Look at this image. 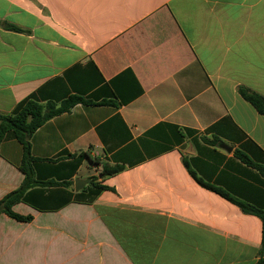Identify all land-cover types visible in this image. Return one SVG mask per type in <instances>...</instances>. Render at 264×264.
<instances>
[{
  "label": "crops",
  "instance_id": "obj_1",
  "mask_svg": "<svg viewBox=\"0 0 264 264\" xmlns=\"http://www.w3.org/2000/svg\"><path fill=\"white\" fill-rule=\"evenodd\" d=\"M2 22L19 30L0 24V113L26 99L92 103L30 136L36 184L11 209L31 220L0 213V264L256 262L260 218L184 159L264 206V176L233 154L264 165V114L238 92L264 97V0H0ZM22 160L7 132L0 199L23 182ZM103 165L122 170L101 176ZM77 178L90 181L76 190Z\"/></svg>",
  "mask_w": 264,
  "mask_h": 264
},
{
  "label": "trees",
  "instance_id": "obj_2",
  "mask_svg": "<svg viewBox=\"0 0 264 264\" xmlns=\"http://www.w3.org/2000/svg\"><path fill=\"white\" fill-rule=\"evenodd\" d=\"M2 26L14 30H19L14 25L8 23H0ZM239 94L248 101L259 113L264 114V97L258 93L250 91L249 89L239 86L238 88ZM76 103H92L89 100H86L78 95H70L66 99H63L59 106L56 107L55 103L52 101H47L42 104L33 99H26L21 102L17 108L11 114H2L0 113V143L4 139L7 132H11L12 135L21 143L23 149V160L20 165V169L25 174V178L21 185L7 193L2 199H0V213L3 212L9 217L16 219L18 221H30L31 216H23L18 213L12 211L11 206L18 202L23 193L36 184L35 181L31 180V167L30 161L31 156L29 152V138L34 132L36 128H38L41 124H43L46 120L51 117L62 113L63 111L68 110L71 106ZM102 103H107L106 101H102ZM185 132H191L190 129H184ZM205 142L216 145L218 142L217 138H213L211 140L203 138ZM234 157L237 158L240 162L244 163L246 166L252 167L256 169L261 176H264V165L253 162L246 154L241 152L240 150H235L233 152ZM184 164L188 167L189 172L194 177V179L203 187L212 190L224 197L225 199L231 201L236 204L243 212L248 214L256 215L260 218L262 222V235H261V247H260V255L254 264H264V206H256L252 203L244 201L238 197H235L231 193H229L226 189L208 183L203 179L197 177L195 173L189 168L187 161L184 159ZM122 170V166L120 165H103L100 175L107 176L112 175ZM91 179V184L95 187H99L101 189H108L109 187L106 185H100L98 183H94ZM46 184H53V182H47ZM68 184V183H65Z\"/></svg>",
  "mask_w": 264,
  "mask_h": 264
},
{
  "label": "water",
  "instance_id": "obj_3",
  "mask_svg": "<svg viewBox=\"0 0 264 264\" xmlns=\"http://www.w3.org/2000/svg\"><path fill=\"white\" fill-rule=\"evenodd\" d=\"M219 146H220L221 148L225 149L226 151H230V150H231L230 147L226 146V145L223 144V143H220ZM89 181H90L89 178H88V179H79V178L75 179V180H74L75 189H76V190L80 189L84 183H87V182H89Z\"/></svg>",
  "mask_w": 264,
  "mask_h": 264
},
{
  "label": "built area",
  "instance_id": "obj_4",
  "mask_svg": "<svg viewBox=\"0 0 264 264\" xmlns=\"http://www.w3.org/2000/svg\"><path fill=\"white\" fill-rule=\"evenodd\" d=\"M101 168V166L99 168H97V170H99Z\"/></svg>",
  "mask_w": 264,
  "mask_h": 264
}]
</instances>
